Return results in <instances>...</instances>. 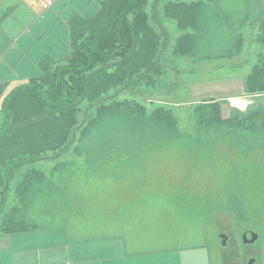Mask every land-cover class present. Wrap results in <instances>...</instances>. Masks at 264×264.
I'll list each match as a JSON object with an SVG mask.
<instances>
[{
	"label": "rangeland",
	"instance_id": "rangeland-1",
	"mask_svg": "<svg viewBox=\"0 0 264 264\" xmlns=\"http://www.w3.org/2000/svg\"><path fill=\"white\" fill-rule=\"evenodd\" d=\"M174 1L148 0L146 6L166 39L159 82L114 100L135 105L136 115L93 114L65 155L16 173H25V187L35 177L24 188L30 194L24 235L59 228L80 239H109L125 222L127 227L118 230L152 238L143 245L147 250L184 255L203 248L212 252L210 264H228L220 234H228L229 249L234 241L242 247L240 235L249 230L258 237L251 245L254 264H264V130L213 121L210 129L192 116L195 102L209 98L220 99L223 118L247 116L226 98L238 93L244 68L264 60V0H183L201 2L193 31H181L166 16L165 6ZM90 10L87 6L86 14ZM185 34L191 36L190 57L174 52ZM227 53L230 62L217 59ZM158 115L173 125L148 119ZM36 135L39 141L44 132Z\"/></svg>",
	"mask_w": 264,
	"mask_h": 264
},
{
	"label": "trees",
	"instance_id": "trees-1",
	"mask_svg": "<svg viewBox=\"0 0 264 264\" xmlns=\"http://www.w3.org/2000/svg\"><path fill=\"white\" fill-rule=\"evenodd\" d=\"M94 2L98 11L93 17L83 19L76 15L69 20V58L61 62L44 59L40 65L41 77L11 88L1 103L0 170H5L8 184L20 168L65 155L86 130L93 114L136 115L131 111L135 105L114 101L116 96L142 84L154 89L161 78L160 61L166 39L164 30L156 28V22L146 11L148 0ZM165 11L181 31H193L201 4L175 0L165 6ZM190 38L185 34L177 39L174 50L177 56H191ZM231 57L227 53L217 59ZM245 90L264 92V60L254 68ZM218 102L216 99L195 102L192 116L198 125L211 129L213 121L221 126L249 130L257 123L256 115H263L261 112L241 118L233 115L224 120ZM125 106L127 109L122 111ZM148 119H162L165 126L173 125L160 115ZM40 130L44 135L37 141L36 133ZM34 141L37 145L31 146ZM48 153L55 155L48 156ZM24 188L21 184L18 190L23 193ZM8 189L7 185L5 190Z\"/></svg>",
	"mask_w": 264,
	"mask_h": 264
},
{
	"label": "crops",
	"instance_id": "crops-1",
	"mask_svg": "<svg viewBox=\"0 0 264 264\" xmlns=\"http://www.w3.org/2000/svg\"><path fill=\"white\" fill-rule=\"evenodd\" d=\"M87 6L91 9L90 14H86ZM96 6L94 0H0V127L3 122L1 103L7 92L18 84L40 78V65L44 59L66 60L70 53L69 20L76 15L83 19L93 17L98 11ZM63 50L66 53L61 55ZM232 59L228 58V62ZM260 61L244 68L242 76L238 77L242 78L238 93L226 98L229 106L239 113H248L247 116L258 112L264 115V92L248 93L245 90L246 81ZM224 114L221 111V116ZM226 114V117L233 116ZM263 115H256L257 123L249 130H264ZM16 173L18 170L8 184L5 170H0V264H210L214 259L212 252L203 248H192L184 255L173 250H147L143 245H150L152 238L128 236L123 229L118 230L127 227L125 222L114 229L109 239H80L59 228L24 235L29 231L24 212L30 194L18 190L25 173L17 176ZM34 173L41 174L39 171ZM7 185L9 189L5 190ZM31 185L32 181L25 189ZM32 227L38 226L33 224ZM248 263L256 261L253 259Z\"/></svg>",
	"mask_w": 264,
	"mask_h": 264
},
{
	"label": "flooded vegetation",
	"instance_id": "flooded-vegetation-1",
	"mask_svg": "<svg viewBox=\"0 0 264 264\" xmlns=\"http://www.w3.org/2000/svg\"><path fill=\"white\" fill-rule=\"evenodd\" d=\"M244 233L248 234L249 237H247V239L251 238L250 236H256L255 232H252L249 230L244 231L240 235L242 247H238L236 241H234L229 249H228L229 246H227V241L229 240L228 234H225V233L220 234V236L223 235L227 238L226 244L224 245V247L227 250L224 251V254H225V259L227 260L228 264H240L242 260L244 262H249L253 260V256L256 254L252 250V247H251L253 243H243L242 242V234ZM229 236L231 235L229 234Z\"/></svg>",
	"mask_w": 264,
	"mask_h": 264
},
{
	"label": "water",
	"instance_id": "water-1",
	"mask_svg": "<svg viewBox=\"0 0 264 264\" xmlns=\"http://www.w3.org/2000/svg\"><path fill=\"white\" fill-rule=\"evenodd\" d=\"M248 234H243L242 235V242L243 243H254L257 240V236H250L251 238L247 239ZM220 239L222 241V245L224 246L226 244L227 238L223 235L220 236Z\"/></svg>",
	"mask_w": 264,
	"mask_h": 264
},
{
	"label": "bare ground",
	"instance_id": "bare-ground-1",
	"mask_svg": "<svg viewBox=\"0 0 264 264\" xmlns=\"http://www.w3.org/2000/svg\"><path fill=\"white\" fill-rule=\"evenodd\" d=\"M248 83V82H247ZM172 99V98H171Z\"/></svg>",
	"mask_w": 264,
	"mask_h": 264
}]
</instances>
